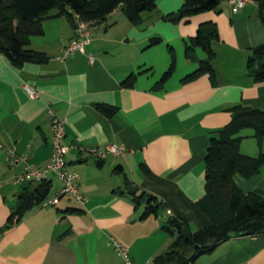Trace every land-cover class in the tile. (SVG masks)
<instances>
[{"label":"crops","instance_id":"crops-1","mask_svg":"<svg viewBox=\"0 0 264 264\" xmlns=\"http://www.w3.org/2000/svg\"><path fill=\"white\" fill-rule=\"evenodd\" d=\"M183 3L156 0L140 24L119 7L96 24L85 52L65 60L58 56L75 35L74 22L54 9L42 21L43 33L33 35L28 45L45 56L42 61L14 65L0 53V143L27 154L33 165H46L52 108L65 121L67 167L80 175L84 195L83 202L64 196L55 205H36L7 227L12 211L35 185L15 181L25 163L8 165L0 149V264H123L113 238L130 248L137 264H146L175 239L165 228L169 217L189 225L195 221L197 229L210 224L197 204L205 194L210 137L230 121L233 106L264 110V81L247 69L253 49L264 44V22L257 0L237 12L225 0L218 10L180 21L165 18ZM205 21L215 22L219 31L212 43L214 72L185 82L207 57L200 47L193 57L186 54ZM153 37L161 41L151 45ZM172 62L174 73L161 83ZM133 73V86H125ZM26 84L37 89L38 97L28 95ZM101 105L114 110L105 112ZM252 138H243L240 150L258 155L264 139L260 144ZM111 143L122 145L125 154L97 158L87 150ZM51 181L49 199L62 185L55 175ZM234 181L264 199V165L251 177L235 174ZM142 191L163 202L158 214L143 217L146 202L134 199ZM193 264H264V234L227 238Z\"/></svg>","mask_w":264,"mask_h":264},{"label":"trees","instance_id":"trees-1","mask_svg":"<svg viewBox=\"0 0 264 264\" xmlns=\"http://www.w3.org/2000/svg\"><path fill=\"white\" fill-rule=\"evenodd\" d=\"M225 0H184L181 8L165 16L167 20L180 21L186 17L218 10ZM260 16L264 22V0H257ZM121 7L134 24L143 22V14L156 8V0H0V53L14 65L25 61L40 60L45 56L28 47L33 35L43 33L42 21L51 10L66 15L73 21L74 13L88 21L100 24L109 14ZM219 38L218 26L213 21L201 23L196 34L190 38L186 54L194 56L196 47L202 48L207 57L201 59L198 68L188 74L184 81H191L204 73H213L215 51L212 43ZM161 41L151 38V45ZM174 62L165 71L161 83H165L174 73ZM247 69L256 81H264V44L253 49L247 60ZM135 74H131L123 84L133 86ZM108 113L113 108L100 106ZM232 117L222 128L213 132L205 158V194L197 202L199 208L210 220L206 227L191 231L189 222L177 217H169L165 228L175 235L170 247L154 258L153 264H193L196 258L210 252L223 240L235 235L264 234V199L256 192H244L234 181V175L251 177L258 174L264 165V151L258 155L244 154L239 133L245 128L254 131V137L261 144L264 139V110L241 104L233 106ZM121 168V167H119ZM35 185L26 194L8 218L7 227L20 220L28 211L41 204L48 196L52 181L31 182ZM138 204L146 202L143 217L158 214L163 202L154 194L142 191L134 194Z\"/></svg>","mask_w":264,"mask_h":264},{"label":"built area","instance_id":"built-area-1","mask_svg":"<svg viewBox=\"0 0 264 264\" xmlns=\"http://www.w3.org/2000/svg\"><path fill=\"white\" fill-rule=\"evenodd\" d=\"M250 0H230L232 10L237 12L243 8ZM73 22L75 35L66 45L62 53L58 56L60 60H65L70 55L76 52H85V46L93 39L92 30L96 27L94 21H88L81 17L80 14L74 13ZM94 57L90 56V61L93 62ZM25 90L31 98L38 97V91L33 86L26 84ZM48 114L51 116V144L52 152L50 160L44 166H36L30 163V157L27 154H19L14 148L4 146L0 143V149L5 150V160L10 166H17L20 163H25L24 169L17 175L15 181L17 183H37L43 181H51L53 175L62 182V185L56 192V195L49 199L46 198L41 204L55 205L64 196L73 197L78 202L84 201L78 180L80 175L76 171H71L67 167L66 153L70 146L65 143L66 136L65 121L59 118L52 108L48 109ZM81 150L84 148L79 147ZM89 153L97 158H103L107 154L114 155L125 154V148L117 143L108 144L105 148L94 147L87 149ZM116 253L121 258L123 264H137L132 256L130 248L124 243L112 239ZM153 260H149L146 264H153Z\"/></svg>","mask_w":264,"mask_h":264},{"label":"rangeland","instance_id":"rangeland-1","mask_svg":"<svg viewBox=\"0 0 264 264\" xmlns=\"http://www.w3.org/2000/svg\"><path fill=\"white\" fill-rule=\"evenodd\" d=\"M151 13V12H145L144 15ZM249 133H252L253 135L249 136ZM241 136H245L244 140L246 141H254L252 137H254V131L251 128H245L240 133ZM255 138V137H254ZM258 141V140H257ZM198 228V225L195 221L190 222V229L191 231H195Z\"/></svg>","mask_w":264,"mask_h":264},{"label":"water","instance_id":"water-1","mask_svg":"<svg viewBox=\"0 0 264 264\" xmlns=\"http://www.w3.org/2000/svg\"><path fill=\"white\" fill-rule=\"evenodd\" d=\"M128 186H129V189H130V191L132 193H136L137 192V189H136V187H134V185H132L131 183H129Z\"/></svg>","mask_w":264,"mask_h":264}]
</instances>
